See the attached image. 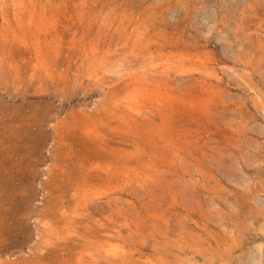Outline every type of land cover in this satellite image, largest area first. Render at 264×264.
Returning <instances> with one entry per match:
<instances>
[{"label": "rangeland", "instance_id": "obj_1", "mask_svg": "<svg viewBox=\"0 0 264 264\" xmlns=\"http://www.w3.org/2000/svg\"><path fill=\"white\" fill-rule=\"evenodd\" d=\"M263 210L264 0H0V264H264Z\"/></svg>", "mask_w": 264, "mask_h": 264}, {"label": "bare ground", "instance_id": "obj_2", "mask_svg": "<svg viewBox=\"0 0 264 264\" xmlns=\"http://www.w3.org/2000/svg\"><path fill=\"white\" fill-rule=\"evenodd\" d=\"M157 52H159V51H157ZM159 54H161V53H159ZM183 69H184V68H183ZM183 69H182V70H183ZM235 71H236V69H235ZM261 210H262V209H261ZM263 211H264V210H263ZM260 212H261V211H260ZM261 215H263V214H261ZM261 224H262V223H261ZM261 224H260V225H261ZM263 224H264V223H263ZM259 242H260V241H259ZM259 247H260V246H259ZM257 248H258V246H257ZM224 251H225V250H224ZM221 253H222V252H221ZM257 263H258V262H257ZM258 264H259V263H258Z\"/></svg>", "mask_w": 264, "mask_h": 264}]
</instances>
